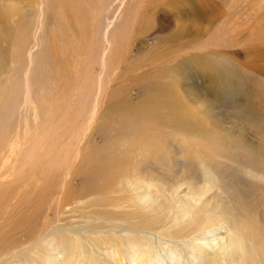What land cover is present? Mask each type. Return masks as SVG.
<instances>
[{
    "label": "rangeland",
    "instance_id": "rangeland-1",
    "mask_svg": "<svg viewBox=\"0 0 264 264\" xmlns=\"http://www.w3.org/2000/svg\"><path fill=\"white\" fill-rule=\"evenodd\" d=\"M51 1L0 0L2 4L15 6L10 8V17H6L0 27L9 31L0 42L8 59L0 69L1 145L6 156L13 159L5 165L17 168L21 164L14 155L25 160L23 154L30 153L29 150L31 158L26 162L33 164L23 166L25 173H29L28 180L23 185L18 184L20 187L14 192L11 206L4 212L5 218L2 219L3 212H0V222L5 219L0 229V247L19 242L21 245L22 238L30 231L29 226H39L41 219L58 223L55 213L60 189H63L59 160L77 151L71 145L76 135L84 137L91 133L94 147L113 145L131 160L136 159L125 166H115L127 169L133 165L134 173L126 171L130 181L149 184L152 194L165 191L176 200L187 184L193 189L209 185L212 201H218V205L226 209L224 217L238 221L247 214L264 223V201L250 188L253 181L250 175L264 167V0H95L91 33L82 45L76 40L81 37L78 32L64 30L63 24L67 22L62 20L65 16L61 15L62 6H58L61 3ZM62 3L79 11L77 5L82 0ZM82 5L88 7L84 1ZM72 12L76 13V9ZM74 20L75 24L79 22ZM81 26L84 24H79V28ZM52 28L64 31L68 47L79 43L77 56L63 66L54 65L49 58L47 36ZM151 80L158 83V89L154 84L151 90L143 92L140 86ZM82 82L92 84L85 91ZM160 87L162 91L173 92L174 99L179 98L183 109L176 110V114L181 111L177 119L190 130L197 127L201 140L183 142L179 134L173 135L172 123L168 125V137L157 133L159 127H165L164 122L156 119L157 104L163 101L177 106L170 96L160 92ZM25 90H29L33 104L21 105ZM114 91L119 94L112 97L114 103L122 107L126 101L133 104L130 112L136 121L111 116L109 120L98 119L86 126L88 112L94 104L97 113L101 112ZM140 96L143 97L140 99ZM76 109L82 116L75 122L68 121V115ZM184 109L186 111H182ZM144 110L150 112V116L144 114ZM46 115H52L51 125L58 128L52 138L57 145L53 148L56 152L42 154L46 146L36 147L35 151L30 144L44 133ZM59 136L63 139L56 138ZM57 147L61 152L58 153ZM49 149L52 148L47 145L44 152ZM96 151L95 148L97 158ZM95 165L92 171L95 177L105 173ZM3 170L5 168L1 167L0 174ZM12 173H6L10 174L8 179L14 178ZM47 181L51 188L45 194L49 187ZM75 184L80 188L78 181ZM178 186L180 191L175 189ZM116 195L123 198L119 203L115 199L104 207L105 211L114 210V215L107 214L108 219H116L122 228L138 231L155 226L157 215L147 216L137 202L131 201L127 187L119 185ZM243 210L249 213L244 214ZM64 215L65 226L86 235L83 228L96 227L97 218L104 216V211L99 207H84ZM101 225L106 226L103 222ZM122 234V240H117L121 247L129 241L138 243L139 248L149 245L156 252L163 243L150 241L144 233ZM207 235L197 237L206 239Z\"/></svg>",
    "mask_w": 264,
    "mask_h": 264
},
{
    "label": "bare ground",
    "instance_id": "bare-ground-1",
    "mask_svg": "<svg viewBox=\"0 0 264 264\" xmlns=\"http://www.w3.org/2000/svg\"><path fill=\"white\" fill-rule=\"evenodd\" d=\"M83 1L88 7H84L82 5ZM51 2L55 4L57 2L61 3V5L59 4L58 6H62L63 11H61V15L63 14L65 16L64 18L62 17L61 18L62 20L65 19V21L67 22V24L62 23L65 28L64 30L69 29L68 31L76 32V34L78 32L81 37L76 38V40L81 45L83 41L85 43L87 38L89 39V37L87 36H89L91 33L90 23L92 21L90 22V20L91 18H93L92 11L95 7L94 5L95 0H82V3H80L81 6L80 4L77 5L79 7V11H77V7H75L76 13L72 12L75 10L72 9V6L65 7L66 4L65 6H63L64 4L62 2H64V0H59V1L53 0ZM14 7L15 6L12 4L5 5L2 4V2H0V27L2 22L4 23L6 17L7 18L10 17L12 13L10 8H14ZM74 18H76L79 22L77 21L78 23L75 24ZM79 24H84V26H81L79 28ZM54 29L55 28L49 30L47 36L48 50L50 56L48 57L52 61L51 63H53L54 65L60 64L61 66H63L64 62L68 61L69 59H73V57L77 56L75 55V52H76V48L79 46V43L74 45V47L73 46L68 47L67 46L68 40H65V37H63V34H65L64 31L60 32L61 30L58 31V28H56L55 30ZM8 32L9 31L0 28V42L5 37V33L9 34ZM59 37H62L63 39L60 40ZM75 37H77V35ZM21 45L17 44V46H21ZM6 57L7 54L4 53V50L1 49L0 47L1 70L5 64V61L6 60L8 61ZM87 80H89V78ZM152 81L153 80L144 82V84L140 86L141 88H143L142 90L143 92L146 89L151 90L153 86L158 84L157 82L152 83ZM90 83L91 82L83 83L84 86L82 87H84L85 91H86L85 88L88 87L87 89H89ZM76 84L78 85V83ZM156 86L158 89V85ZM160 92H162L163 95L170 96L171 99H173V103H175L177 106L174 107L171 105H167L163 101L162 103L157 102L158 104L156 106V111H158L159 114H156V119H160L162 122L165 123L164 125L165 127L163 128L159 127L160 131L158 129L157 133L164 138L168 137L170 135V131H169L170 127H168V125L172 123V125L175 128V132L173 133V135L178 136L179 134L180 135L179 138L183 142H185V140L188 139L195 141L201 140L200 136L197 134L198 132L197 127H194L193 129L190 130L189 127H184L183 123L177 119L179 118L181 111L180 113L176 114V110L183 109V105L181 104V101L177 100L179 98L174 99L175 97L173 95L174 94L173 92L168 90L162 91L161 87H160ZM117 94L118 93L116 91L110 93L111 99L109 98L110 99L109 102L107 101L104 102V104L107 103L106 108H104L99 113H97V111L94 109V107H96L94 104V107H92L90 112H88L89 113L88 116L86 115L87 116V120L85 121L86 126L90 124L92 121L98 119L109 120L111 116L114 117L118 116L121 118V120L124 121L126 120L136 121L135 119L136 117L134 118L131 115L133 112H130L131 108L133 107L132 106L133 104H130L128 103V101H126V104L124 102L122 107L120 104H116L113 102L112 97L117 96ZM142 97L143 96H140V99ZM21 103H22L21 105L23 106L25 105L27 106L28 104L32 103V99L29 95V90H25ZM125 105H126V109L124 108ZM116 107L118 109L120 108V110L116 111L115 110ZM121 108L124 109L122 110ZM182 111H186V109ZM72 113L73 114H70V116L66 114V116L68 115L69 117L68 121L75 122L82 116V113H79L77 109L75 112L72 111ZM143 113L144 114L147 113L148 116H150L149 115L150 112L148 113V111L144 110ZM51 119H52V115H46L44 117L43 121L48 120V122L46 121L44 122V125L42 127L43 129H45L44 133L42 134L41 138L35 139V141L34 142L32 141V144H30L31 148L35 149V151L40 146L41 147L46 146L47 148V145H49V147L52 148L49 149L47 152H44L46 150V148L44 147L45 149L42 150L43 152L42 154H47L53 151V148L56 147L57 145L56 142H53L52 138H54L57 135L54 134L53 132L55 130H58V128H55L56 126L52 127ZM65 131L63 133H67ZM68 134H70V132ZM76 136H77L76 140H73V144L71 145L76 147L77 151L75 153H71V155L69 156L67 155L68 154L67 153L65 154L64 157H62L59 160L58 166H60L59 168L60 170L59 169L58 170L61 171L60 177L61 180L63 181L62 184L63 189L62 190L60 189L59 199H58L59 201L57 202V211L55 213L58 216V219L56 218L58 220L57 221L58 223L53 221H48L49 219L47 221L41 219L40 221L43 222L39 223V226L37 224H35L34 226L33 225L29 226L30 231H28L27 235L22 238L23 240L21 241V245H18L20 243L19 242V243L11 244L6 247L5 246L0 247V264H99L100 262L103 264H264V223L259 221V219L253 220L247 217L248 216L247 214H246L247 216L246 215L244 217L242 216L243 218L239 219L238 221H235V219L232 218L224 217L223 213L226 212V209L225 208L222 209V207L218 205L219 204L217 203L218 201L217 202H214V200L212 201V199L210 198V196H212L210 195V191L212 190V187H210L209 185L207 186L200 185L199 187H197V189H193L190 184H187L184 192L181 193L179 197L177 196L175 197L177 198L176 200H174V197L171 194H168L165 191H162L161 193L158 192L156 194H152L149 188V184L143 181L142 182L137 181L136 183L130 181V176L127 175L126 171L134 173L135 169L133 168V165L127 166V169L125 167L117 169L118 166H115V165L120 166L121 164L125 166L126 163L131 161H136V159L132 158L131 160L129 156L127 157L125 155L126 153H122L120 152V150L117 151V147L114 148L113 145L111 147L108 146V148H103L104 144H101L102 145L101 148L99 147L100 145H96L94 147L92 142V133L88 134L87 136L85 135L84 137L83 135H76ZM56 138H59L60 140L63 139V138L61 139L60 136ZM1 139L2 136L0 138V168L1 167L5 168V170L2 171L3 173L0 174V212H3V216H2L3 219L5 218L4 212L6 208L11 206L14 192L20 187L19 186L20 184L23 185L25 184L23 182L24 181L26 182V180H28L29 173H25L26 171L25 169H23L24 168L23 166L24 165L30 166L31 163H28L26 161H28V159L31 158V150H29L30 153H26V154L24 153L25 155L23 154V159L25 158V160H22V158L18 159L19 156L18 154L14 155V159L16 157V161L18 162V164L21 165L16 166L17 168H15L14 166L9 167L5 165V163L10 162V160L13 159L10 158L11 156L10 157L6 156L7 154L3 152L4 147L1 145L2 144ZM25 140H27V138ZM11 142L12 141L10 140V144ZM14 143L19 144L18 139L14 141ZM27 143H31V142H27ZM24 147L26 146L24 145ZM95 148L97 149L96 152H98L97 158L95 157L93 152ZM41 149L42 148H40V150ZM57 150L59 153L61 152L62 149L59 150L58 148ZM147 154L149 153L147 152L146 155ZM36 157L33 156V158L35 159ZM55 158L56 160L58 159L57 157ZM95 164H98L97 170H100V172L104 171L105 173L102 175H100L99 173V175L95 177L96 175H93L92 172L96 167ZM111 165L113 166L111 167ZM52 167L55 168L54 166ZM9 171H13L12 173V175L14 176L13 179H8L10 174H6V173H9ZM33 173L36 174V172ZM48 175L49 174H47L46 176ZM250 177L253 179L250 185L251 190L253 192L255 191L258 194V196L264 201V167L257 173H253L252 175H250ZM17 178H19L18 181H16ZM46 179L49 180L50 178L47 177ZM49 181L46 182L47 186L49 185ZM77 181L80 184L79 185L80 188H78L75 184V182L77 183ZM117 182H119L118 185ZM119 185L127 187V189L132 195L131 201L134 200L135 202H137L138 206L143 211L146 212L147 216L151 215L153 217L154 215H157L155 217L156 222L154 227L152 225V227L149 230L143 229L139 231L130 228L125 229L122 228L120 224L117 223L116 219L111 220V218L110 219L107 218V214L108 213L113 214L114 210L105 211L104 207L113 203L115 199L116 202L119 203L118 202L120 201L119 199L123 198L121 195H116V193L118 192ZM50 186L51 185H49L47 191H45V194L51 188ZM175 189L179 190L181 189V187L178 186ZM50 202H54V201H50ZM84 207L86 208L95 207L97 209L99 207L101 210L104 211V216H99V218H97V221L99 223L96 225V227L94 226V228L92 229L83 228V230L87 231V233H85L86 235H84V233H80V230H76L70 228L69 226H65V224L62 222L65 219L64 214L75 211L78 208H84ZM113 208L116 210L117 207L113 206ZM197 209H199V211H197ZM48 210H50V208ZM91 211L93 212L95 210L92 209ZM247 211L243 210L244 214ZM4 221L5 219L2 220V222H0V229H1V224H3ZM101 222L106 224V226L101 225ZM123 232H127V233L129 232L132 234L144 233V235H146L150 239V241L157 243H159V241H162L163 243L159 244V249L156 252H153L148 247L149 245L148 246L145 245L139 248L140 246H138V243L136 244L130 243L129 241L127 242V244L121 247V245L117 243V240L119 241L122 240L120 235H124L122 234ZM88 233H90V235ZM204 233L208 234L206 239H204L205 237L200 239L197 237L198 235ZM187 239H190L191 241L187 243L186 241ZM179 248H181L182 251H180Z\"/></svg>",
    "mask_w": 264,
    "mask_h": 264
}]
</instances>
